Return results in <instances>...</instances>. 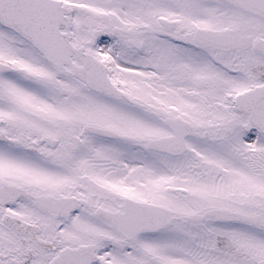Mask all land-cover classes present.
<instances>
[{
	"label": "snow or ice",
	"instance_id": "1",
	"mask_svg": "<svg viewBox=\"0 0 264 264\" xmlns=\"http://www.w3.org/2000/svg\"><path fill=\"white\" fill-rule=\"evenodd\" d=\"M0 264H264V0H0Z\"/></svg>",
	"mask_w": 264,
	"mask_h": 264
}]
</instances>
